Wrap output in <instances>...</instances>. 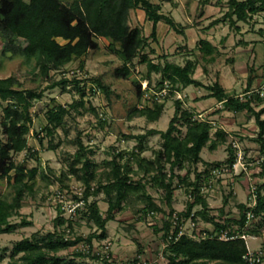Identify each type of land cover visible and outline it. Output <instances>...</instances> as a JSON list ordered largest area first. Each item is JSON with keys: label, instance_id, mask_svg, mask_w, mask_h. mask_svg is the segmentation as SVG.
<instances>
[{"label": "trees", "instance_id": "1", "mask_svg": "<svg viewBox=\"0 0 264 264\" xmlns=\"http://www.w3.org/2000/svg\"><path fill=\"white\" fill-rule=\"evenodd\" d=\"M210 2L212 0H200L203 7ZM136 9H141L145 13V20L153 24L149 36L144 34L143 27L131 26V12ZM260 14H264V0H228L224 14L212 20L206 28L210 30L220 23H228L230 28L240 31L238 23L253 22ZM160 22L180 34H185L187 29L172 14L163 12L161 4L154 0H0V34L5 44L2 54L23 56L25 63L32 65L30 72L35 80H49L53 71H62L69 63L98 48L99 38H106L109 40V50L122 61V65L116 69L117 75L128 76L134 59L139 56L140 62L147 65L146 80L150 81L152 73L160 74L158 87L152 91V95L146 96L151 91L150 87L139 92V96L151 104L134 107L129 120L139 116L149 122L158 121L167 100L189 86L207 89L209 93L201 98H216L222 105L221 109L248 112L255 118L258 127L254 140L260 143L258 167L259 176L263 177L251 193L255 194L256 203H238V215L231 216L226 211L232 195L230 191L224 197L219 213H213L208 194L203 189L210 186L215 167L236 161V150L230 143L226 159L204 160L203 150L207 146L213 150L224 144L228 133L217 128L213 134L212 120L196 118L195 110L186 108L181 98L174 99L175 112L166 130L152 128L146 133L123 135V139H133L136 144L130 149L113 148L111 157L100 163L92 159L94 150L78 137L75 141L78 149L68 160V170L60 176H55L52 169L45 171L41 168L40 171L37 166L27 168L14 160V154L25 149L32 155L38 154L28 145V135L34 122V102L45 96L46 89L39 86L24 88L19 77L13 74L0 78V105L6 102L0 115V180L7 179L12 188L9 196L0 192V234L13 232L18 226L33 224L20 211L27 195H35L39 173L44 180L58 182L61 189H69L72 179L81 183V195L75 194L74 199L82 201V204L69 218L62 216L60 211L54 219L53 230H37L31 236L22 238L14 244L9 254L3 249L0 264H144L140 257L126 263L119 262L112 251L101 252L94 247V239L103 241L108 238V222L115 220L118 212L128 208L132 210L136 223L146 220L150 214L162 215L161 223L153 229L157 234L162 232V238L168 244L163 251V262L156 264H264L263 261L251 262L245 257L248 248L242 238L222 240L219 236H213L195 240L186 234L178 237V229L173 230L176 213L179 221L192 217L197 221L210 222L214 231L228 230L230 235H264V97L256 92L249 93L254 90L256 80L253 65L249 67L244 97L240 98L237 94L229 93L219 80L205 84L196 79L194 75L200 62L198 57H188L184 65L169 60L168 55H163V62H154L143 52L151 46V41L158 40ZM239 43L248 42L242 40ZM197 49L208 64H213L221 55L218 46L206 38L199 39ZM151 52H155L153 48ZM80 66L83 68L84 64ZM70 83L80 94V99L69 106L57 104L49 107L46 124L37 132L41 142L46 136L50 137L49 149H55L60 144L54 145L53 141L58 128L65 127V117L71 114L72 109L81 112L80 108L85 106L87 81L84 79L70 81L64 77L47 88L61 86L66 90ZM90 89L93 92L104 91L108 96L111 92L99 78L93 79ZM164 89L168 90L167 94L159 96L158 93ZM256 106L262 107L256 109ZM90 109L99 116L95 107L91 106ZM102 120L105 124L106 119ZM42 133H45L44 136ZM154 135H160L161 145L152 149L150 156L145 155L149 137ZM200 163L202 170L198 168ZM150 189L158 192V197ZM177 189H183L188 195L182 211L174 206ZM101 194L108 204L105 212L101 210L97 198ZM249 211L255 220L245 228ZM19 215L22 216L19 223L11 220ZM81 220L93 229L87 236L75 234ZM235 224L240 227L238 231L233 229ZM78 244H84L87 248L75 249L69 255L61 254ZM142 252L140 247L138 256ZM88 258L92 261H87Z\"/></svg>", "mask_w": 264, "mask_h": 264}, {"label": "rangeland", "instance_id": "2", "mask_svg": "<svg viewBox=\"0 0 264 264\" xmlns=\"http://www.w3.org/2000/svg\"><path fill=\"white\" fill-rule=\"evenodd\" d=\"M154 1L161 4L163 12L172 14L178 22L187 27L185 34H180L170 29L164 22L158 24V40L151 41V46L143 52L147 53L154 62H163V55H168L169 60L184 65L188 57L191 59L198 57L200 62L194 75L196 79L205 84L219 80L229 93L237 95H243L250 74L249 67L253 65L256 75L253 89L258 90L262 86L264 83V14L256 16L253 22L241 23L240 28L243 31L241 33L230 28L227 24H220L207 30L206 27L212 20L223 15L225 10L223 8L227 7L228 0H212L205 7L200 4V0ZM152 25V22L145 20V13L141 9L132 10V27H143L144 34L149 36ZM201 38L208 39L221 50V55L213 64H208L197 49L198 41ZM242 38L248 40L249 44L241 45L239 41H242ZM98 43V48L91 49L83 57L69 63L62 71H53L49 80L42 81L35 80L30 72L32 65L25 63L23 56L11 55V53L2 54L5 44L0 34V78L16 74L22 87L39 86L46 89L45 96L34 102L32 109L35 115L34 122L32 131L28 135V145L34 148L38 154L37 156L32 155L25 149L14 154V160L23 163L29 169L36 166L40 167V171L41 168L45 171L52 169L55 176L58 177L62 172L68 170V160L78 149L75 141L80 137L94 150L92 159L100 163L111 157L113 148L130 149L136 144L133 139H123V135L146 133L152 128L166 130L175 112L174 99L181 98L184 100L186 108L194 109L197 114L203 113L206 118L213 121V134L217 128H222L228 133L224 144H220L213 150L208 146L203 150L204 160L212 162L226 159L228 145L233 138L238 139L241 145L245 160L250 167V174L241 173L237 176L227 175L221 180L215 179L213 188L206 192L213 213L217 214L224 202V197L232 191L226 211L231 216H237L239 213L237 204L252 202L250 189L263 180V177L259 176L260 168L257 163L260 155V143L254 140L258 130L255 118L246 111L234 112L221 109L222 105L217 103L216 98H201L209 93L207 89L189 86L183 92L176 93L173 98L167 100L165 110L158 121L149 122L145 117L139 116L129 120L128 116L134 107L151 104L149 100L141 98L139 92L150 87L151 91L146 95H152V91L158 87L160 74L152 73L150 81L146 80L147 65L140 62L139 56L134 59V65L128 76L117 75L116 69L122 65V61L109 50L108 39L99 38ZM152 48L154 53L151 52ZM82 63L84 64L83 68L80 66ZM64 77L70 81L75 78L87 81L85 106L80 108L81 112L72 109L71 114L65 117V127L58 128L53 141L54 145L60 144L55 149H49L50 137L46 136L41 142L37 135V132L41 131L46 124L47 109L57 104L69 106L80 99V94L76 91L73 83H70L66 90H63L61 86L47 88L48 85L60 81ZM96 78H99L110 88V96L101 90L91 91L93 79ZM163 98L160 97V99ZM2 105H6V102H3ZM2 105H0V115L2 114ZM91 106L97 109L99 116L92 112ZM261 107L256 106V109ZM102 119H106L105 124ZM44 134L41 135L44 136ZM160 145V135L150 136L148 148L144 154L150 156L152 149L158 148ZM198 168L203 169L202 163L198 164ZM70 185L72 189H61L58 182L44 180L39 173L36 193L34 196L27 195L20 211L21 215L28 221H33V224L18 226L13 232L0 234V252L4 249L9 254L17 241L31 236L37 230H53L54 219L59 214L63 203L73 204L74 195L82 190V184L74 179ZM0 192L8 196L11 195L12 188L7 179L0 180ZM150 192L155 197L159 195L153 189H150ZM103 197L101 194L97 198L101 210L105 212L108 204L103 200ZM187 200L186 192L183 189H177L175 208L178 211L184 210ZM22 216H14L11 220L19 223ZM161 218V214H150L146 220L136 223L132 210L124 209L117 213L115 220L108 222V238L103 241L94 239L95 250L112 251L114 258L124 263L132 261L135 257H140L148 264L162 263L163 259L160 258V253L164 251L162 232L157 234L153 229L155 225L161 223ZM200 223L208 229L214 228L210 222L200 220ZM92 231V227L81 220L80 225L76 227L75 234L87 236ZM249 242L253 249L258 250L264 244V235L255 236ZM77 247L62 251L61 254L69 255ZM140 247L143 252L141 256H138ZM87 261L92 260L88 258Z\"/></svg>", "mask_w": 264, "mask_h": 264}, {"label": "built area", "instance_id": "3", "mask_svg": "<svg viewBox=\"0 0 264 264\" xmlns=\"http://www.w3.org/2000/svg\"><path fill=\"white\" fill-rule=\"evenodd\" d=\"M167 89H164L163 91L159 92L158 94L161 96H164L167 94ZM253 92L258 93L260 96L264 97V83L262 84V86L258 89V90H252L249 93L252 94ZM147 96V95H146ZM240 98H243V95H239ZM140 107L142 105H139ZM196 118L198 119H202V120H207L208 118H206L204 116L203 113H199L196 115ZM213 122V121H212ZM234 149L236 150V161L233 164H229V163H224L220 166L215 167L212 170L213 173V178L211 180V184L210 186L206 187L203 189V192L206 193L209 191L210 188H213L214 185V181L215 179H221V178H225V176L227 175H231V176H237L241 173H247L248 175L249 173V164L246 162L245 160V155L244 152L241 148V145L238 141V139L233 138L231 141ZM260 159L257 160V163H259ZM234 180V179H233ZM69 189H72L71 187ZM83 189V187L81 188ZM255 189V185L253 187H251L250 192L252 193ZM81 191H79V193L77 192L78 195H81ZM252 197V202H249V205H254L256 203L255 201V194H251ZM82 204V201H78V200H74L73 204L67 205L66 203H63V205L61 206V215L69 218L71 216H73L75 214L76 208L78 206H80ZM68 214V215H67ZM193 216V214H192ZM255 220V217L253 215L252 212H248L247 213V222L245 225V228L250 226L251 223ZM178 229V237L181 235H188L191 238L195 239V240H203L206 239L208 237H213V236H219L220 239L222 240H229V239H236V238H242L245 240L248 251L246 254V258L249 259L251 262L257 261H263L264 262V249H262V247L258 250L253 249L250 246V239L254 238L255 236L250 235L249 233H236V234H232L230 235L228 230L222 231V232H218V231H214V228L208 229V227L201 225L200 221L194 220L192 217L189 218H182L179 221V217L178 215L175 213L174 214V223H173V230ZM233 229L235 231H238L240 229V227L235 224L233 225ZM169 238H171V235L169 236ZM167 241L163 240V248H166L167 246ZM80 244L76 245L78 246L76 249H86L87 246L84 244ZM75 247V246H74ZM160 258H162L164 260L163 257V252L160 253ZM141 264V263H139ZM144 264H147L146 262Z\"/></svg>", "mask_w": 264, "mask_h": 264}, {"label": "crops", "instance_id": "4", "mask_svg": "<svg viewBox=\"0 0 264 264\" xmlns=\"http://www.w3.org/2000/svg\"><path fill=\"white\" fill-rule=\"evenodd\" d=\"M223 9H225L224 11H226V10H227V7H226V8H223ZM224 11H223L222 14H224ZM241 23H243V22L238 23V25L241 26ZM220 24H227V25H228V23H220ZM220 24H218V25H220ZM243 24H247V23H243ZM218 25H216V26H218ZM216 26H215V27H216ZM213 28H214V27H213ZM211 29H212V28H211ZM211 29H210V30H211ZM239 32H240V33L243 32V31L241 30V28H240V31H239ZM242 40L245 41V42H248V40H246V39H243V38H242ZM248 44H249V43H246V44H245V43H243V44L241 43V45H248ZM214 45H215V44H214ZM220 51H221V50H220ZM217 103H218V102H217ZM219 104H220V103H219ZM222 205H223V204H222ZM221 207H222V206H221ZM120 212H121V211H120ZM141 222H142V221H141ZM137 223H140V222H137Z\"/></svg>", "mask_w": 264, "mask_h": 264}]
</instances>
